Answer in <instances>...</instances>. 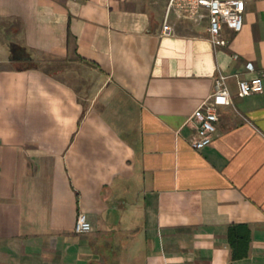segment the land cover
Instances as JSON below:
<instances>
[{
  "label": "crops",
  "instance_id": "0c3cea01",
  "mask_svg": "<svg viewBox=\"0 0 264 264\" xmlns=\"http://www.w3.org/2000/svg\"><path fill=\"white\" fill-rule=\"evenodd\" d=\"M170 1L0 0V264H264V91L239 85L264 73V0L222 47ZM220 74L234 105L197 151Z\"/></svg>",
  "mask_w": 264,
  "mask_h": 264
},
{
  "label": "built area",
  "instance_id": "2783aa9c",
  "mask_svg": "<svg viewBox=\"0 0 264 264\" xmlns=\"http://www.w3.org/2000/svg\"><path fill=\"white\" fill-rule=\"evenodd\" d=\"M246 0H171L168 12L188 19H197L202 10H207L210 18V40L216 47L227 46L224 29L240 33L244 28ZM164 34L172 35L173 27L168 22L164 25ZM256 72L254 66H250ZM228 77L220 74L216 79L215 92L191 116L190 122L195 127V134L190 139L191 147L201 151L213 143L220 120L221 108L234 105L233 97L227 85ZM240 96L245 98L264 91V73H257L252 79L240 80ZM93 225L88 215L78 216L75 231L78 234L90 233Z\"/></svg>",
  "mask_w": 264,
  "mask_h": 264
},
{
  "label": "trees",
  "instance_id": "16d2710c",
  "mask_svg": "<svg viewBox=\"0 0 264 264\" xmlns=\"http://www.w3.org/2000/svg\"><path fill=\"white\" fill-rule=\"evenodd\" d=\"M238 229L239 230L241 229L242 232L237 231ZM230 240H231V243L233 246H235L236 243L239 242L242 244L245 243V246L247 247L249 244V241H250V232L246 228L244 229V227L233 228V229H231ZM247 253H248V247L243 248V250L238 248L235 251V258H237V259L244 258L245 256H247Z\"/></svg>",
  "mask_w": 264,
  "mask_h": 264
}]
</instances>
